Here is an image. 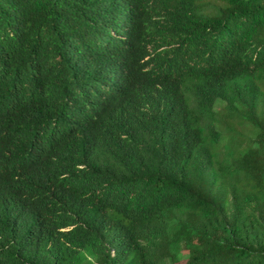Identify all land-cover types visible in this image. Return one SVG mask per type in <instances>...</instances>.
Returning <instances> with one entry per match:
<instances>
[{
	"label": "trees",
	"instance_id": "obj_1",
	"mask_svg": "<svg viewBox=\"0 0 264 264\" xmlns=\"http://www.w3.org/2000/svg\"><path fill=\"white\" fill-rule=\"evenodd\" d=\"M0 264H264V0H0Z\"/></svg>",
	"mask_w": 264,
	"mask_h": 264
}]
</instances>
